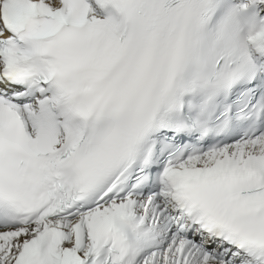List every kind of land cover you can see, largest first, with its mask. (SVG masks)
<instances>
[{"label": "snow or ice", "instance_id": "1", "mask_svg": "<svg viewBox=\"0 0 264 264\" xmlns=\"http://www.w3.org/2000/svg\"><path fill=\"white\" fill-rule=\"evenodd\" d=\"M0 264H264V0H0Z\"/></svg>", "mask_w": 264, "mask_h": 264}]
</instances>
